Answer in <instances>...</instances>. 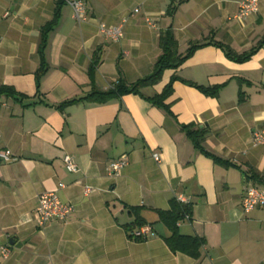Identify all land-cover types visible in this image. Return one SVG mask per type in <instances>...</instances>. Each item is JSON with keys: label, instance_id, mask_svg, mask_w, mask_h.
Instances as JSON below:
<instances>
[{"label": "crops", "instance_id": "crops-1", "mask_svg": "<svg viewBox=\"0 0 264 264\" xmlns=\"http://www.w3.org/2000/svg\"><path fill=\"white\" fill-rule=\"evenodd\" d=\"M82 1L87 19L81 22L61 6L37 81L41 29L56 0H0V86L20 96L0 97V152L16 159L0 163V248L8 250L0 264H264V209L245 214L241 208L248 184L264 189V149L252 145L253 132L264 129V44L242 63L221 48L242 55L259 45L264 0L244 20L236 18L241 0ZM101 25L121 27V39L106 40ZM167 30L178 54L200 47L142 89L143 97L58 108L93 87L108 91L119 80L129 85L150 75ZM173 76L219 91L210 97L176 81L168 110L145 99ZM184 125L206 130L200 149ZM66 155L76 173L65 169ZM119 159L127 165L114 176L109 165ZM46 193L73 207L67 223L36 226L38 197ZM180 196L193 204V214L179 233L204 241L197 259L172 253L164 242L170 233L157 211ZM134 207L152 229L144 242L125 230Z\"/></svg>", "mask_w": 264, "mask_h": 264}, {"label": "trees", "instance_id": "trees-1", "mask_svg": "<svg viewBox=\"0 0 264 264\" xmlns=\"http://www.w3.org/2000/svg\"><path fill=\"white\" fill-rule=\"evenodd\" d=\"M64 3L60 0H56V8L53 13L52 20L44 25L41 29V42L39 46V55H40V68L36 73V79L39 81V78L46 71V63L44 60V50L47 46V39L49 33H51L54 28L57 26L59 18H60V8ZM264 44V38L261 39L259 45L254 48L249 53H244L242 55L235 54L230 48L227 46H221L225 55L238 63L245 62L250 59V57L255 53V51ZM158 46L161 50V55L158 57L153 71L147 77L133 83L126 84L122 80L116 82L108 91H100L95 87L92 88L91 92L84 98L79 100H73L67 103H63L58 106L59 109H62L66 106L81 102V101H90L94 103H106L115 98H121L125 95L133 94L142 96L141 90L147 87H152L157 84L163 75V73L167 70H177L183 62L193 53V51L200 46L193 45L187 53L182 56L178 54V45L174 38V35L171 30H167L166 32L160 34L158 40ZM99 63L98 57H94L92 63L89 68V72H94L96 66ZM179 81L184 83L187 86L193 87L197 89L199 92L206 96L216 97L219 91L218 87L214 88H204L201 86H197L193 83L186 82L179 77L173 76L169 83L164 87L163 91L155 95L151 98H145L152 105L168 110V106L165 104L166 100L172 94V85L174 82ZM0 97H12L18 99L20 96L11 88L7 86H0ZM181 130L186 134V136L192 141V143L197 148H201V143L205 138L206 130L195 127V125H184L181 126ZM218 160H215V162ZM141 208H130V213L133 215L134 221L129 226L125 227L127 236L130 240L136 242H144L146 239L135 238V231L138 229L147 226L145 222L142 220L140 216ZM159 221L166 227L169 231L170 236L164 239V242L168 249L172 253H182L194 259H197L200 254V249L204 245V241L197 237L191 236H182L179 233L178 226L185 220H190L193 214V204L187 202L182 203L174 198L169 201V209L166 211H157ZM150 227V226H149ZM151 228V227H150ZM152 230V229H151Z\"/></svg>", "mask_w": 264, "mask_h": 264}, {"label": "built area", "instance_id": "built-area-1", "mask_svg": "<svg viewBox=\"0 0 264 264\" xmlns=\"http://www.w3.org/2000/svg\"><path fill=\"white\" fill-rule=\"evenodd\" d=\"M64 4L68 5L74 14V18L81 22L87 19L85 3L82 0H60ZM259 11V0H241L236 18L244 20L252 15L257 14ZM137 12V11H135ZM100 31L104 38L110 42H118L122 37L121 27H108L101 25ZM1 43V38H0ZM252 145L254 147H261L264 149V129L260 131H254L252 134ZM154 161L160 163V157L154 156ZM16 159L11 152H0V163H11ZM63 164L68 172L76 173L78 171L77 165L73 162L71 156L63 157ZM127 165L125 159H119L109 165V171L118 176L121 169ZM89 190L86 188L85 194H88ZM182 203H187V200L182 196L177 198ZM241 208L243 213L248 214L255 209H264V189L259 188L253 184H248L245 187L244 196L242 199ZM74 209L70 204L63 203L53 193L41 194L38 197V203L36 207V226L38 228H44L49 223L59 221L67 223ZM152 234V230L149 226H144L135 231L134 237L147 239ZM0 253L4 258L8 256L7 248H0Z\"/></svg>", "mask_w": 264, "mask_h": 264}]
</instances>
